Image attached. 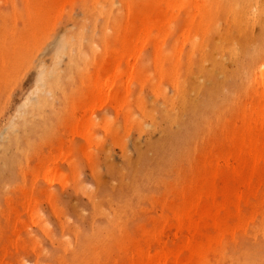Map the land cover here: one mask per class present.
Returning a JSON list of instances; mask_svg holds the SVG:
<instances>
[{"label": "rangeland", "instance_id": "obj_1", "mask_svg": "<svg viewBox=\"0 0 264 264\" xmlns=\"http://www.w3.org/2000/svg\"><path fill=\"white\" fill-rule=\"evenodd\" d=\"M144 5L171 20L144 33ZM263 46L264 0H0V264H133L177 244L169 210L264 106ZM261 190L204 264H264Z\"/></svg>", "mask_w": 264, "mask_h": 264}, {"label": "bare ground", "instance_id": "obj_2", "mask_svg": "<svg viewBox=\"0 0 264 264\" xmlns=\"http://www.w3.org/2000/svg\"><path fill=\"white\" fill-rule=\"evenodd\" d=\"M150 2L155 3V0H150ZM148 7H151V6H148ZM99 9L97 7V10H99ZM145 9H146V6L144 5L143 10L145 11ZM91 14H92V12H90L89 16ZM97 15H98V13H97ZM90 19L92 20L93 18H90ZM170 20H171V17H167L165 13H162L161 11H158L156 8L152 7L148 11L144 12V17L142 18L141 26H142V29L144 30V33H147V32H149V30L151 29V27L153 25H158L160 27V26L166 24L167 22H169ZM168 35H169V32L167 33V31L162 34V36L165 39ZM185 37H186V35H185ZM213 37H214V35H213ZM219 37L222 40L223 36H219ZM139 38L147 39L148 35L143 34ZM190 39H192V38H190ZM214 39H215V37H214ZM214 39H212V40L214 41ZM223 40H224V37H223ZM193 42H194V40H193ZM190 43H192V41ZM216 43H217V41H216ZM192 44H190V45L193 46ZM201 44L202 43H200V45ZM200 45L197 44L196 46L199 47ZM212 45H213V43H212ZM194 46H195V44H194ZM225 46H227V45H225ZM216 47H215V49H216ZM220 48L221 47H219V51H223L222 49L220 50ZM263 48H264V46H263ZM196 49L198 50V48H196ZM226 49H224V52H228V51H226ZM231 49H229V50H231ZM212 50H214V49L212 48ZM261 50H262V48H261ZM235 51H237L236 48H235ZM263 51H264V49H263ZM214 52L215 53H213V54L211 52V55L216 54V50H214ZM260 53L258 54L259 57H257L256 61H253L250 59L251 61H253V63L250 62L252 64H249V63L248 64H249V67L251 65V67L253 69H255V68L258 69V71H259L258 79L264 85V55H263L264 52H262V54H260ZM228 54H229V52H228ZM235 54H237V53H235ZM190 55H191V53H190ZM201 57L203 59V56H201ZM214 57H215V55L213 56V58ZM213 61H212V63H213ZM261 61H263V62H261ZM203 64H205L206 68L208 67V66H206V62ZM215 64H217V63H215ZM201 66L203 67L202 64H201ZM197 68H199V67H197ZM199 71H200V69H199ZM199 71H197V72H199ZM195 73H196V71H195ZM209 74L212 75L211 73H209ZM210 75H208V76H210ZM198 76L199 75H197V77ZM43 77H44V75H43ZM43 77H41V78H43ZM174 77H176V76H174ZM200 78H201V74H200ZM213 79H214V77H213ZM44 80H43V82H45ZM174 80L175 79H173V81ZM176 80H178V79H176ZM191 80L192 79L189 80V77H188V81H191ZM41 81H42V79H41ZM192 81L194 82V78ZM206 81H207V79H206ZM198 83L199 82L197 81V84ZM43 85H44V83H43ZM51 85H54V84H50L49 87ZM176 85H177V82H176ZM194 86L198 87L196 84ZM55 88H56L55 86H54V88L52 87V89H55ZM193 90H194V87H193ZM187 95H189V93ZM184 96L186 97V95H184ZM184 96H182L183 100H184ZM180 98H178V99H180ZM262 98L264 100V92H263ZM183 100L182 101L179 100V102L181 101V103H182ZM37 105H39V104H37ZM37 105H34V106L31 105V106L35 108V106H37ZM170 106H171V103H170ZM183 106H184V104H183ZM185 106H186V103H185ZM30 107H28V108H30ZM38 107L39 106L36 107V110L39 109ZM44 107H45V103L43 105V108ZM28 108H26V109L29 110ZM40 109L42 111L41 107H40ZM28 112L30 113V111H28ZM27 115L28 114H26L25 116H27ZM33 115H34V113H33ZM162 115L164 116L163 113H162ZM245 115H247V117L245 119L249 118L248 120L254 122V124L248 125L245 128L244 132H242V134H241L242 136H240L239 139H236V142H237L236 143V146H237L236 150L234 152L225 153L222 156L223 163L220 164L218 162L220 165L211 164V166L209 168L210 163H208V166L204 168L202 176L200 178H198L195 181V183H192V186L189 188L190 190L188 191V197L186 198V200H184V204L177 205L175 208L173 207L172 210L171 209L169 210V208L167 209L170 211V213H172V216H173L172 219H170V218L169 219L171 220L170 226L172 224L173 228L175 229V231L178 234V236L176 235L178 237L177 244H175L171 248H167L165 250L163 247H162V249L158 248L157 251L155 250L154 254H151V253H150V255L147 254L146 257H144V255H143L144 250L142 253H141V251H138V253L142 254L141 255L142 259H139L138 255H137V257H136L137 263L134 262V260H133L132 261L133 264H204L207 261L208 255L210 252L216 251L219 247L221 248V245L223 248H225L224 247L225 244L223 245V242L225 243V241H223L224 236L227 235L228 233L229 234L232 233V231L235 230V227L240 225V223L242 222L241 221L242 219L244 221V218H240L241 217L240 212H241V208H242L241 204L245 203V202L247 203L248 199L251 196L257 195L258 193H260L262 191L261 187L264 185V106L260 109H257L256 111L253 108L251 113H246ZM43 116L44 115H42V117ZM21 117L23 118L24 116H21ZM37 117H39V116H37ZM29 118H31V117L29 116ZM32 118H34V116ZM19 119H21V118H19ZM14 120H12V121H14ZM36 120H34V121H36ZM19 121L23 122L22 120H19ZM245 122H246V120H245ZM14 124H16V123H14ZM24 124H25V121H24ZM10 126H12V125H10ZM13 126L15 128V125H13ZM16 126L19 127L20 125L19 126L16 125ZM13 129H11L10 131H12ZM14 130H13V133H14ZM7 133H9V132H7ZM7 137H8V135L6 136V141L8 140ZM11 140H12V138H11ZM6 141H4V142H6ZM10 144L11 143H9V147H10ZM1 149H2V147H1ZM1 149H0V152H1ZM5 150H6V148H5ZM13 150L14 149H12V151ZM9 152H7L8 155L12 156L13 154L10 155ZM2 153H3V151H2ZM8 162H10V161H8ZM4 163L6 164V162H4ZM262 194H263V192L261 193V195ZM253 198H255V197H253ZM255 199H258V198L256 197ZM260 200L262 201V199H259V201H258L259 203H260ZM254 202L256 204V200L253 201V204H254ZM250 203L252 205V202H250ZM255 204L253 205V207L255 206ZM248 206H250V205H248ZM258 206L259 205H257V207ZM246 207H247V205H246ZM263 207H264V205H263ZM263 207H261V208H263ZM257 211H259V210H256L255 212H257ZM255 212L250 211L251 215H252V213L254 214ZM242 213H244V212H242ZM247 213H248V211H247ZM259 213L261 214V212H258V214ZM248 216H250V215H248ZM254 216H255V214H254ZM168 217L169 216H167V218ZM167 218H165V219L167 220ZM231 219L236 220V222L233 223V225H231L229 223L231 221ZM255 219L257 220L258 218L255 217ZM261 219L263 220V218H261ZM170 220H167V221H170ZM246 220H247V222H248V220L251 221V218L246 219ZM167 221L164 220L165 223ZM252 221H254V219ZM260 223H261V220H260ZM241 224H243V223H241ZM243 225H241V226H243ZM262 225H264V223ZM170 226H169V229H172V228H170ZM241 226H240V228H241ZM255 227L258 228L259 226L258 227L255 226ZM249 228H252V227L249 226ZM263 228H264V226H263ZM237 229H238V227L236 228V230ZM243 229H242V231H243ZM253 229L255 230V228H253ZM253 232L255 234V231H253ZM260 232H261V230H260ZM260 232L256 233V234H260ZM242 234H243V232H242ZM256 234H255V236H256ZM255 239H256V237H255ZM147 253H149V252L147 251ZM214 254H216V253H214ZM210 256H212V255H210ZM244 264H246V263H244Z\"/></svg>", "mask_w": 264, "mask_h": 264}]
</instances>
